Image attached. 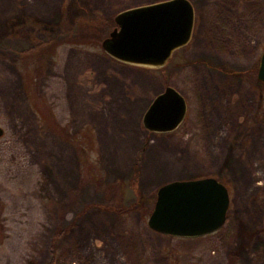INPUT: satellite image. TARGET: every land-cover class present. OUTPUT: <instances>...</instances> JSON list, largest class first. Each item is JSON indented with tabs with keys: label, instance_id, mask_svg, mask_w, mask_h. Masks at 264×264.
<instances>
[{
	"label": "rangeland",
	"instance_id": "1",
	"mask_svg": "<svg viewBox=\"0 0 264 264\" xmlns=\"http://www.w3.org/2000/svg\"><path fill=\"white\" fill-rule=\"evenodd\" d=\"M163 1L0 0V264H264V0H188L192 39L165 67L109 68L101 45L115 17ZM168 87L186 118L150 133L142 117ZM159 143L170 168L186 166L181 181L226 186L221 230L176 239L148 228L171 183L140 188Z\"/></svg>",
	"mask_w": 264,
	"mask_h": 264
},
{
	"label": "water",
	"instance_id": "2",
	"mask_svg": "<svg viewBox=\"0 0 264 264\" xmlns=\"http://www.w3.org/2000/svg\"><path fill=\"white\" fill-rule=\"evenodd\" d=\"M195 21V11L188 0H166L127 9L115 17L117 28L101 48L121 64L159 70L176 51L190 43ZM257 79L264 83V52ZM186 114L185 99L168 87L151 102L142 117V126L153 134H171L182 125ZM156 197L148 228L179 239L216 233L224 226L230 205L228 189L215 178L171 182L160 187Z\"/></svg>",
	"mask_w": 264,
	"mask_h": 264
},
{
	"label": "crops",
	"instance_id": "3",
	"mask_svg": "<svg viewBox=\"0 0 264 264\" xmlns=\"http://www.w3.org/2000/svg\"><path fill=\"white\" fill-rule=\"evenodd\" d=\"M110 64L111 66L109 65V68H113V70L115 67L112 66V64L120 67L121 69L126 67L139 72L141 71V69H143L138 67L127 66L115 60L111 61ZM117 70H118L117 72L122 74L123 72L122 70H120L121 72L119 71V68ZM143 70L150 71L149 69H143ZM100 80L101 79L99 78L98 81ZM111 87L113 89L115 87L117 88L116 91L112 90V93L114 92V96L117 95V99H118L119 98L118 85L113 84ZM137 115L136 118L137 117L139 118V115L138 116ZM132 119L134 120L135 116ZM104 138H107V136H104ZM169 152L173 153V151L168 150V148L164 145V143L156 144L150 150H148V152L146 153V161L141 169L140 188L142 192L147 193L148 191L152 189L154 190L155 188H158L160 185H163L167 182L184 180V178H182V176L185 174L183 168L187 169L186 166H182L183 164H181L180 169L170 168L171 165L170 163H172V161L168 162L166 160V156L171 157ZM170 159L172 160V158ZM129 170L130 169L128 167H123V168L118 167L115 172L119 178H127L129 175Z\"/></svg>",
	"mask_w": 264,
	"mask_h": 264
}]
</instances>
